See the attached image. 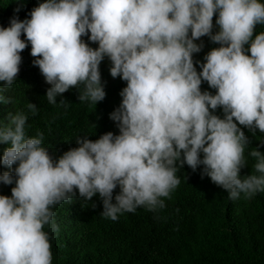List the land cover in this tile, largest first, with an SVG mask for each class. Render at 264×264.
<instances>
[{"label": "clouds", "instance_id": "9594fccd", "mask_svg": "<svg viewBox=\"0 0 264 264\" xmlns=\"http://www.w3.org/2000/svg\"><path fill=\"white\" fill-rule=\"evenodd\" d=\"M27 15L0 27L5 87L17 80L29 44L33 65L50 85V104L79 85V101H103L105 57L111 77L126 86L109 114L118 134L77 137L78 147L56 159L43 146V133L27 135L24 112L0 123V144L8 145L0 165L9 169L0 184H14L10 196L0 195V264H52L43 228L59 230L53 208L71 203L76 190L85 201L99 194L100 215L112 221L141 206L163 208L161 198L179 185L185 164L193 171L203 166L202 176L229 199L264 192V141L248 153L254 172L242 176L249 139L239 127L264 133V31L255 32L264 25V0H43ZM201 37L219 46L194 66ZM202 82L215 94L202 91ZM9 100L0 95V103ZM27 109L37 113L33 103Z\"/></svg>", "mask_w": 264, "mask_h": 264}, {"label": "trees", "instance_id": "16d2710c", "mask_svg": "<svg viewBox=\"0 0 264 264\" xmlns=\"http://www.w3.org/2000/svg\"><path fill=\"white\" fill-rule=\"evenodd\" d=\"M41 2L0 0V27H7L14 15L21 20L30 18L27 14ZM18 7L20 11L14 12ZM260 31H264V25L256 27L255 32ZM82 39L93 48L98 46L88 42L86 36ZM200 40L204 47L193 54L194 66L196 60L203 62L207 52L219 46L207 37ZM20 55L17 80L10 87L0 82V95L10 99L7 104L0 103V123L7 122L9 113L27 114V135L35 137L43 133V146L49 148L53 159L78 147L77 137L88 136L95 141L107 132L118 134L109 114L119 107L122 99L119 93L126 82L111 77L107 57L99 66L106 93L103 101L96 105L79 101L78 94L83 88L79 85L58 96L56 104H50L45 96L50 85L32 63L36 57L30 55V44ZM201 90L215 94L206 82H202ZM29 102L36 105L35 115L27 109ZM215 114L223 117L219 108ZM239 127L249 139L245 149L247 166L240 173L243 176L254 172L255 159L248 153L264 141V133L257 130L253 135L247 128ZM7 146L0 144V156ZM259 150L264 152V146ZM202 167L193 171L185 164L180 168L177 172L180 183L169 197L161 198L163 208L148 210L141 206L135 212H124L116 221L100 215L103 205L99 194L85 201L76 190L71 203L53 208L59 230L52 232L47 225L43 228L50 233L52 264H264V192L250 199L243 194L239 199H229L224 189L202 176ZM5 171L9 169L0 165V173ZM13 186L0 184V195L10 196ZM118 192L119 188L113 195Z\"/></svg>", "mask_w": 264, "mask_h": 264}]
</instances>
